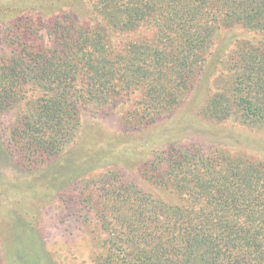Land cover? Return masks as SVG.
I'll return each instance as SVG.
<instances>
[{
    "label": "trees",
    "instance_id": "1",
    "mask_svg": "<svg viewBox=\"0 0 264 264\" xmlns=\"http://www.w3.org/2000/svg\"><path fill=\"white\" fill-rule=\"evenodd\" d=\"M82 7L47 19L26 14L4 27L0 114L29 108L17 114L11 140L39 168L80 138L81 105L131 106L127 126H152L213 79L198 94L203 121L189 124L214 147L164 142L156 133L145 144L160 145L140 162L145 177L175 202L117 170L87 190L112 242L96 257L100 264H264V161L228 149L264 129V0H84ZM108 9L124 17L112 21ZM247 140L254 148L256 140ZM257 146L264 150V137ZM91 153H72L70 166L85 171L113 156Z\"/></svg>",
    "mask_w": 264,
    "mask_h": 264
},
{
    "label": "rangeland",
    "instance_id": "2",
    "mask_svg": "<svg viewBox=\"0 0 264 264\" xmlns=\"http://www.w3.org/2000/svg\"><path fill=\"white\" fill-rule=\"evenodd\" d=\"M83 4L84 0H0V50L6 47L3 29L13 19L26 14L47 19L71 11V5H78L81 11ZM105 14L112 21L124 17L113 9ZM212 84L213 79L204 78L175 112L161 116L160 123L152 126H127L124 110L131 106L81 105L80 138L39 168L21 153L10 135L17 114L28 113L29 108L16 107L0 114V264H100L96 256L112 245L111 237L96 213L99 203H89L85 198L87 190L92 191L97 178L107 170H117L125 180L155 198L175 202L172 194L145 177L140 162L160 146L145 144L156 133L164 142L173 140L203 150L214 147L207 141L208 134L189 124L190 120L203 121L199 96ZM261 136L264 129L248 131L247 139L256 140L254 148L244 139L228 149L264 161V150L257 146ZM87 150L113 152V156L108 165L85 171L70 166L72 153L82 155Z\"/></svg>",
    "mask_w": 264,
    "mask_h": 264
}]
</instances>
